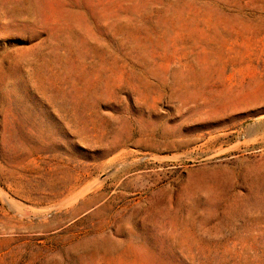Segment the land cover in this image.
Wrapping results in <instances>:
<instances>
[{
  "label": "rangeland",
  "instance_id": "1",
  "mask_svg": "<svg viewBox=\"0 0 264 264\" xmlns=\"http://www.w3.org/2000/svg\"><path fill=\"white\" fill-rule=\"evenodd\" d=\"M0 264H264V0H0Z\"/></svg>",
  "mask_w": 264,
  "mask_h": 264
},
{
  "label": "bare ground",
  "instance_id": "2",
  "mask_svg": "<svg viewBox=\"0 0 264 264\" xmlns=\"http://www.w3.org/2000/svg\"><path fill=\"white\" fill-rule=\"evenodd\" d=\"M79 198V197H78Z\"/></svg>",
  "mask_w": 264,
  "mask_h": 264
}]
</instances>
